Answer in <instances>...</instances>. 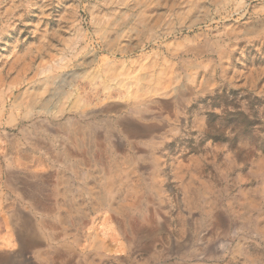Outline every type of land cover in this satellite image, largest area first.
I'll return each mask as SVG.
<instances>
[{
    "label": "rangeland",
    "instance_id": "rangeland-1",
    "mask_svg": "<svg viewBox=\"0 0 264 264\" xmlns=\"http://www.w3.org/2000/svg\"><path fill=\"white\" fill-rule=\"evenodd\" d=\"M0 264H264V0H0Z\"/></svg>",
    "mask_w": 264,
    "mask_h": 264
}]
</instances>
